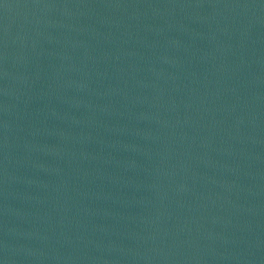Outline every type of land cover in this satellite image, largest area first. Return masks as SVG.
Segmentation results:
<instances>
[{"label":"water","instance_id":"95a60500","mask_svg":"<svg viewBox=\"0 0 264 264\" xmlns=\"http://www.w3.org/2000/svg\"><path fill=\"white\" fill-rule=\"evenodd\" d=\"M0 264H264V0H0Z\"/></svg>","mask_w":264,"mask_h":264}]
</instances>
